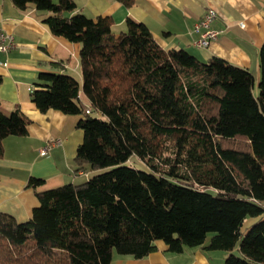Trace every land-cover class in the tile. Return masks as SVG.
Segmentation results:
<instances>
[{"label": "trees", "instance_id": "16d2710c", "mask_svg": "<svg viewBox=\"0 0 264 264\" xmlns=\"http://www.w3.org/2000/svg\"><path fill=\"white\" fill-rule=\"evenodd\" d=\"M12 2L46 11L54 35L79 43L81 87L42 71L30 96L41 111L83 114L75 170H102L35 191L26 220L0 211V264H109L113 252L146 256L157 239L179 252L209 235L208 249L228 251L223 264H264V41L254 94L247 68L165 49L141 21L127 17L116 32L111 16L73 0ZM29 122L18 106L0 110V156L3 139ZM247 217L259 219L243 230Z\"/></svg>", "mask_w": 264, "mask_h": 264}, {"label": "crops", "instance_id": "0c3cea01", "mask_svg": "<svg viewBox=\"0 0 264 264\" xmlns=\"http://www.w3.org/2000/svg\"><path fill=\"white\" fill-rule=\"evenodd\" d=\"M73 1L78 10L91 17L111 16L116 32L125 28L126 18L130 17L143 22L161 47L184 48L202 60L213 55L222 57L250 70L254 84L258 83L264 0H133L129 6L121 0ZM209 7L215 10L210 25L218 34L208 45L200 46L196 44L200 32L195 23ZM45 14L32 6L21 9L12 0H0V26L13 36L14 42L9 51H0V110L10 113L18 106L30 119L25 134L3 139L0 156V211L12 214L18 221L29 218L38 203L35 191L78 183L92 173L88 169L75 170L76 148L83 139L77 121L83 114L55 108L41 111L31 101V91L39 87L42 71L70 74L82 85L79 43L54 35L41 20ZM79 97L85 107L90 106L82 89ZM57 138L60 144L43 150ZM30 177L43 181L36 187L28 186ZM258 219L247 217L242 229ZM209 238L201 245H185L179 252L168 250L165 242L157 239L156 248L146 256L133 258L113 252L109 264H223L228 251L208 249ZM233 251L238 253V248Z\"/></svg>", "mask_w": 264, "mask_h": 264}, {"label": "built area", "instance_id": "2783aa9c", "mask_svg": "<svg viewBox=\"0 0 264 264\" xmlns=\"http://www.w3.org/2000/svg\"><path fill=\"white\" fill-rule=\"evenodd\" d=\"M215 16V10L213 8H207L201 17L195 23V29L200 32L199 38L196 40V44L200 46L208 45L212 40L217 38L218 31L211 27L210 23ZM243 26V23H240ZM201 29V30H200ZM13 36L5 31L0 26V51L7 52L13 46ZM86 112L91 111V107L88 106L85 108ZM60 139H52L43 150L48 148L50 145L60 144Z\"/></svg>", "mask_w": 264, "mask_h": 264}, {"label": "rangeland", "instance_id": "374dc122", "mask_svg": "<svg viewBox=\"0 0 264 264\" xmlns=\"http://www.w3.org/2000/svg\"><path fill=\"white\" fill-rule=\"evenodd\" d=\"M253 92H254V94H257L258 93V83H255L254 84V87H253ZM139 166L138 167H140V168H143V169H149V167H147V165L146 164H143V163H139L138 164ZM102 169H96V170H93L92 171V173H91V175L93 174V173H96V172H99V171H101ZM85 180H87V178L85 179ZM84 181V180H83ZM210 236V235H209ZM208 236V237H209Z\"/></svg>", "mask_w": 264, "mask_h": 264}]
</instances>
